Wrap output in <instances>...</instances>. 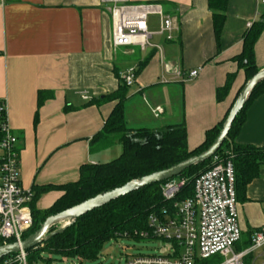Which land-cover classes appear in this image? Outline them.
Listing matches in <instances>:
<instances>
[{
    "label": "crops",
    "instance_id": "obj_1",
    "mask_svg": "<svg viewBox=\"0 0 264 264\" xmlns=\"http://www.w3.org/2000/svg\"><path fill=\"white\" fill-rule=\"evenodd\" d=\"M128 3L161 9V17L147 16V31L149 42L163 49L164 66L153 48H112L109 8L100 0H11L0 6V99L6 101L7 122L18 141L20 185L34 194L51 188L39 193L37 211L61 198L56 188L76 183L81 166L120 157L121 146L91 153L89 144L116 105L95 101L116 92L126 70L136 71L123 104L126 128L161 131L184 125L188 151L223 123L247 82L234 58L242 52L248 26L264 13L258 0H228L219 47L207 0ZM163 17L172 22L170 41L158 35ZM254 60L257 70H264V27ZM195 70L197 77L189 79ZM178 72L183 78L176 81ZM229 76V92L218 103L216 90ZM157 108L163 113L155 117ZM244 120L234 144L263 147L264 94L246 109ZM237 211L241 235L249 239L264 223V166L241 193Z\"/></svg>",
    "mask_w": 264,
    "mask_h": 264
},
{
    "label": "trees",
    "instance_id": "obj_2",
    "mask_svg": "<svg viewBox=\"0 0 264 264\" xmlns=\"http://www.w3.org/2000/svg\"><path fill=\"white\" fill-rule=\"evenodd\" d=\"M208 9L212 16V28L215 42L219 45L222 27L225 22V10L228 0H207ZM264 13L260 19L250 26L243 36L242 52L234 61L243 70L247 81L258 72L254 60L255 43L263 33ZM219 47V46H218ZM233 76H229L222 89L216 90V102H222L231 86ZM128 89L122 81L118 90L104 96L103 100L95 103L116 102L113 112L105 121L104 128L91 138L89 152L98 153L115 145L121 146L120 157L105 164H90L79 168V179L76 183L56 188L63 192L61 198L46 211H37L34 207L39 193L51 188L39 189L34 194L30 206L33 225L24 239L31 236L46 221L48 217L56 216L62 211L76 207L91 198L105 194L128 184L136 179L150 176V174L165 171L181 161L203 153L213 141L224 123L209 130L205 134V141L195 150L188 151L186 146V131L184 125L179 128H165L161 131L134 130L130 131L124 123L123 104L128 97ZM252 92L244 108L235 118L228 137L216 154L223 155L231 160L235 171V192L238 198L246 186L258 178L264 166V146L261 148L236 145L234 139L244 124L246 109L255 98L264 94V80ZM39 96V95H38ZM42 103L38 97V105ZM228 114V113H227ZM227 116V115H226ZM224 117V119L226 118ZM211 161L186 170L179 177H187L188 185L183 187L176 196L175 201L192 198L194 180L211 167ZM167 183V182H166ZM166 183L154 184L131 193L119 200L107 204L105 207L91 211V213L77 219L59 235L44 242L40 247L27 253L28 264L34 263L35 253L48 251L68 260L93 262L96 260L101 248L107 241L118 238L137 240L139 233L148 231V218L161 210H166L169 202L162 198V187ZM51 232L54 230H50ZM246 243L250 245V240ZM45 246L43 249L42 247Z\"/></svg>",
    "mask_w": 264,
    "mask_h": 264
},
{
    "label": "built area",
    "instance_id": "obj_3",
    "mask_svg": "<svg viewBox=\"0 0 264 264\" xmlns=\"http://www.w3.org/2000/svg\"><path fill=\"white\" fill-rule=\"evenodd\" d=\"M6 1L11 0H0V6ZM100 2L109 8L114 50L150 47L158 52L161 65H165L163 49L149 42L151 34L147 31V16L161 17L159 7L129 4L128 0ZM258 3L264 9V0ZM172 30L171 20L163 17L158 35L170 41ZM197 72L189 73V79L196 78ZM174 77L176 81L183 78L180 72ZM120 78L131 88L136 81L135 69L126 70ZM162 83L167 80L163 78ZM82 99L88 100L85 95ZM162 113L157 108L154 116ZM17 143L7 122L6 101L0 99V247L25 240L33 225L30 206L34 193L20 185ZM183 187V182L168 181L162 187V198L169 202L168 208L152 214L148 218V231L135 235L139 239L162 241L168 248L167 255L132 257L126 264H207L214 259L217 264H264V223L250 235L246 249L239 253L233 251L242 235L238 225L235 171L230 159L214 156L210 169L194 180L192 198L175 201ZM0 264H28L27 253L21 251L3 258Z\"/></svg>",
    "mask_w": 264,
    "mask_h": 264
},
{
    "label": "water",
    "instance_id": "obj_4",
    "mask_svg": "<svg viewBox=\"0 0 264 264\" xmlns=\"http://www.w3.org/2000/svg\"><path fill=\"white\" fill-rule=\"evenodd\" d=\"M263 80L264 70L258 71L256 74H254L253 78L247 81L240 89L241 91L237 99L232 104V107L229 110L226 118L224 119V123L217 135V138L203 153L181 161L179 164L172 166L169 169H165V171L153 173L150 174V176L136 179L135 181H131L121 188L108 191L105 194L97 195L91 198V200L78 204L76 207L62 211L56 216L48 217L46 221L39 227V229H37L35 233L25 240L21 241L20 243L2 245V247H0V261L3 258L17 254L21 251L29 252L32 249L40 247L44 242H47L48 239L61 235L65 229L75 223L77 219L85 216L88 213H91L93 210L103 208L107 204L119 200L121 197L131 193H135L136 191L145 187L171 181L172 179L179 177L186 170L195 167V165H200L210 161V159L216 156V154L219 152L218 150L222 147L225 140L227 139V135L231 130L235 118L244 108L246 102L254 91L253 89ZM59 223H62V226L56 231L51 232V228Z\"/></svg>",
    "mask_w": 264,
    "mask_h": 264
},
{
    "label": "rangeland",
    "instance_id": "obj_5",
    "mask_svg": "<svg viewBox=\"0 0 264 264\" xmlns=\"http://www.w3.org/2000/svg\"><path fill=\"white\" fill-rule=\"evenodd\" d=\"M114 151H117L114 149ZM121 148L119 147L120 155ZM119 157V156H118ZM188 178L181 177L177 179L176 182H183L184 187L188 185ZM63 223V222H62ZM62 223H59L52 227L51 229L56 231L62 226ZM245 236L242 235L240 242L233 247L234 252H242L248 247L246 243ZM43 249L45 246L42 247ZM168 248L165 247V243L158 239L144 240V239H127V238H118L116 240L107 241L101 248L96 260L93 262H81L77 260H64L57 254H50L48 251H39L35 253L34 263L33 264H126L127 261L132 257L138 256H165L167 255ZM218 261L215 259L209 261L207 264H217Z\"/></svg>",
    "mask_w": 264,
    "mask_h": 264
}]
</instances>
